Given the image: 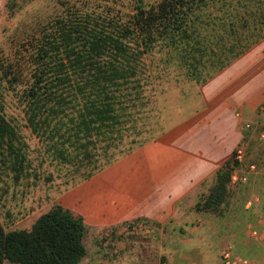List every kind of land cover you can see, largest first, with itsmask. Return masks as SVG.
<instances>
[{
    "label": "trees",
    "instance_id": "trees-1",
    "mask_svg": "<svg viewBox=\"0 0 264 264\" xmlns=\"http://www.w3.org/2000/svg\"><path fill=\"white\" fill-rule=\"evenodd\" d=\"M263 37L264 0H136L127 14L59 16L34 38L26 80L21 64L0 58V167L16 182L33 174L23 121L52 163L81 174L73 185L88 180L167 130L157 106L164 77L200 87ZM236 165L233 155L196 210L223 214ZM87 233L61 204L30 229L0 222V264H79Z\"/></svg>",
    "mask_w": 264,
    "mask_h": 264
},
{
    "label": "crops",
    "instance_id": "crops-1",
    "mask_svg": "<svg viewBox=\"0 0 264 264\" xmlns=\"http://www.w3.org/2000/svg\"><path fill=\"white\" fill-rule=\"evenodd\" d=\"M200 95L202 107L192 116L84 181L87 184L90 180L92 186L80 182L72 189L75 215L92 227L95 241L107 236L103 230L140 221L152 228L149 235L154 248L142 243L138 249L127 250L119 245L124 254L120 263V255L113 248L109 258L108 249L104 252L102 247L95 249L97 254L89 261L87 247V255L79 264H127L131 255L141 258L138 264H146L147 256L154 255L167 256L169 264H220V251L227 246L236 249L233 244L264 264V239L250 235V227L261 223L254 209H241L220 225L212 223L214 215L210 213L194 211L190 218L187 216V209L198 202L195 192L201 187L209 190L218 170L233 157L244 138L243 124L260 118L264 37L203 83ZM251 213L255 216H249ZM166 234L174 239L184 237V244L163 243ZM115 243L116 238L107 242V247ZM105 253L107 260L102 259Z\"/></svg>",
    "mask_w": 264,
    "mask_h": 264
},
{
    "label": "rangeland",
    "instance_id": "rangeland-1",
    "mask_svg": "<svg viewBox=\"0 0 264 264\" xmlns=\"http://www.w3.org/2000/svg\"><path fill=\"white\" fill-rule=\"evenodd\" d=\"M135 1L0 0V58L13 64H21L26 80L27 66L25 62L31 53L29 51L32 50L36 42L34 38H38L42 31L53 28L57 17L90 10L91 8H104L110 9L113 12L120 11L123 14H127L131 12ZM160 88H162V93L157 94V106L163 112V124L166 129L178 125L202 107L200 87L195 82L176 81L171 76H168L164 77ZM8 104L10 107L9 113L16 116L19 115L21 109L15 99ZM20 122L23 126L22 132L29 148L30 170L33 174L30 177L23 178L20 182H16L12 173L0 167V222L6 230L30 229L36 219L55 204H62L75 214L74 202L70 197L73 196L71 195L73 193L72 189L78 185L77 183L73 185V183L81 179V174L69 172V168L56 166L52 163L44 151L43 144L29 129L24 128L23 121ZM262 129L263 127L258 125L249 132L244 131V138L238 145L245 148V157L242 162H237L233 171L246 173L248 177L246 181L231 186L230 196L227 199V203L222 207L223 209L225 208L223 214L210 213L214 215L210 220L215 225H220V222L225 220V218L235 217L241 209L243 211L254 209V214H258L257 219L264 222V141L259 139V132ZM248 139L250 140L248 141ZM250 164H256L257 170L255 173H249L248 166ZM81 183H83V186H92L90 180L87 184L84 181ZM208 192L209 190L206 187L198 189L195 192L198 201ZM193 198L195 197L193 196ZM248 200H252L253 206L246 209L245 204ZM260 204L263 210L259 209ZM195 206L194 208L187 209V216L189 218L193 215L194 211H198ZM254 214L248 215L253 217L255 216ZM242 215L244 216V214ZM138 223L140 221L134 222V224L131 223L103 230L107 236L102 237L100 241H95L94 230L92 227H88V233L85 238L86 246L88 247L87 260L90 261V259L95 257L97 254L95 249L99 247H102L104 252L108 249L109 258L113 257L111 253L115 250L120 255V263L123 262L122 255L124 254L117 248L119 245L127 247V250L135 247V249H138L140 248L138 246H142V243L149 248H154V240L149 235L153 231L152 228L149 226L145 227L141 223L139 225ZM111 237L113 239L108 240ZM114 238H116L115 245L111 244L107 247V242L112 243ZM162 240L163 243L169 242V245L171 242L176 241L184 244V237L174 239L169 234L164 235ZM233 246L236 248L234 249V251L236 250V254L257 261L252 254L248 255L234 244ZM106 257L107 254L105 253L102 259L107 260ZM138 258L141 259L139 256L131 255L127 256L128 261H125L138 264L140 262ZM147 259L146 264L150 261L153 264L158 260H164L169 264L165 255L147 256ZM89 261H86V264H90Z\"/></svg>",
    "mask_w": 264,
    "mask_h": 264
},
{
    "label": "built area",
    "instance_id": "built-area-1",
    "mask_svg": "<svg viewBox=\"0 0 264 264\" xmlns=\"http://www.w3.org/2000/svg\"><path fill=\"white\" fill-rule=\"evenodd\" d=\"M258 113L260 118L255 120H249L243 124V129L246 132H249L253 128L262 126L263 129L259 132V139L264 141V102L259 106ZM240 114L238 113V116ZM245 157V148L238 145L234 152V158L237 162H242ZM249 173H255L257 170L256 164H250ZM248 175L246 173H238L233 171L231 173V184L235 186L238 183L244 182L247 180ZM253 206L252 200H248L245 204L246 209H249ZM250 235L254 239L263 240L264 239V222L259 223V225H254L250 227ZM220 264H259L254 260L240 256L236 254L231 246L224 247L220 251ZM155 264H168L164 260H158Z\"/></svg>",
    "mask_w": 264,
    "mask_h": 264
}]
</instances>
